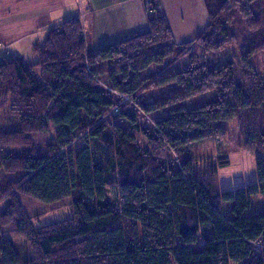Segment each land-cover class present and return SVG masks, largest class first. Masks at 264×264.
I'll return each instance as SVG.
<instances>
[{"label": "trees", "instance_id": "trees-1", "mask_svg": "<svg viewBox=\"0 0 264 264\" xmlns=\"http://www.w3.org/2000/svg\"><path fill=\"white\" fill-rule=\"evenodd\" d=\"M259 1L206 0L208 26L185 43L174 41L161 0H147L150 30L121 42L89 50L77 17L35 45L40 60L34 65L0 53V147L32 145V136L48 133L51 122L60 128L49 156H0V264H22L9 228L32 246L27 264H264V214L246 213L253 195L264 194V75L250 52L218 67L206 63L235 41L237 15L252 18ZM260 44L255 53L264 50ZM195 46L205 54L192 52ZM175 53L189 62L168 72ZM170 84L180 89L158 99L147 94ZM209 91L215 98L203 105L181 104ZM128 107L143 114L170 109L153 134ZM244 113L245 146L258 154V181L221 191L184 149L225 137L227 123ZM132 129L146 136L147 149ZM77 140L84 142L79 150ZM110 186H119L118 208L107 196ZM22 195L47 203L70 197L73 214L39 225L42 213L29 214ZM201 232L205 240L196 250Z\"/></svg>", "mask_w": 264, "mask_h": 264}, {"label": "rangeland", "instance_id": "rangeland-1", "mask_svg": "<svg viewBox=\"0 0 264 264\" xmlns=\"http://www.w3.org/2000/svg\"><path fill=\"white\" fill-rule=\"evenodd\" d=\"M254 11L256 14L250 19H244L241 15H237L236 25L234 26L237 38L234 42L226 45L221 53L206 56V63L211 68L221 66L228 61H239L244 54L250 52L252 53L251 60L254 67L257 68L258 72L264 75V50H258L255 53V50L261 45L260 42L264 40V0H260L256 3ZM158 47L159 46H157V48ZM192 52H195L198 56L205 54L203 47L200 48L197 46L193 47ZM168 61L167 71L169 72V70L178 71L186 67L189 59L188 57L178 58L177 53H175L172 57H169ZM158 72L157 70L153 74L155 75ZM37 74L40 75L39 70H37ZM142 85H145V82H143ZM177 89H180L177 84H170V86L162 87L159 90L152 88L147 94H149L151 98L158 99L159 96H170L171 92ZM215 95L216 91H209L203 95L185 100L181 104L188 107L203 105L205 102L214 99ZM141 99L140 101H142ZM119 106L121 109L123 107L125 108L123 102H121ZM128 109L131 115L137 119V124H139L141 128L154 134L156 131V121L162 118V116L164 117L167 115L170 108L148 114L135 111L132 107H128ZM117 121L126 127H130V123L127 119L125 121L121 118H117ZM245 121L246 113L243 114L242 118L227 123L226 128L228 132L225 137L194 141V143L187 145L184 149V156H191L195 160V170H198L202 176L208 177L214 181L221 191H230L258 181L256 168L258 154L252 151L249 152L246 149L247 123ZM59 130L60 128L51 122L48 133H37L32 136V145L0 147V156H4L5 154H10L12 156H49L48 147L51 143L55 142L59 136ZM132 130L136 134L141 149H147L149 140L146 136L141 131ZM109 131L112 132V127H109ZM83 145L84 142L82 141H74L76 150L82 148ZM174 155V160H176L177 164H180V162H182L181 156ZM223 161H229V164L227 166H221ZM215 166H217L216 171L214 170ZM21 176L22 173L17 172L14 178L17 180L20 179ZM1 178L2 174L0 173V183L3 182ZM0 189V192L3 191L2 186ZM107 196H109L112 205L118 208L120 203L119 186L108 187ZM22 200L29 214L38 215L42 213L39 225L63 221L73 214L71 205L73 199L70 197L47 203L31 196L24 195ZM251 202V207L246 211L247 214H264V194L253 195ZM231 206L232 203H226L224 206V212L228 216H231ZM204 233H200V241L193 245L194 249L199 250L201 247L202 242L205 240ZM6 234L16 246L19 256H21L22 264H27L32 259V246L29 245L21 235L15 234L10 228L7 230Z\"/></svg>", "mask_w": 264, "mask_h": 264}, {"label": "crops", "instance_id": "crops-1", "mask_svg": "<svg viewBox=\"0 0 264 264\" xmlns=\"http://www.w3.org/2000/svg\"><path fill=\"white\" fill-rule=\"evenodd\" d=\"M146 1L0 0V53L34 65L40 60L35 45L45 41L50 29L77 17L83 21L89 50L121 42L150 30ZM161 2L177 44L196 38L208 26L206 0Z\"/></svg>", "mask_w": 264, "mask_h": 264}]
</instances>
